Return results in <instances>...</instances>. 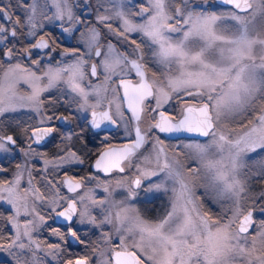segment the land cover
<instances>
[{
    "label": "snow or ice",
    "instance_id": "6c2138e0",
    "mask_svg": "<svg viewBox=\"0 0 264 264\" xmlns=\"http://www.w3.org/2000/svg\"><path fill=\"white\" fill-rule=\"evenodd\" d=\"M84 7L93 21L73 0H0V117L28 109L34 119L17 122L18 135L0 134V152L13 151L20 137L26 159L42 155L33 144L57 135L64 144L62 155L45 160L50 195L33 183L27 162L0 180V202L11 209L0 215L7 240L0 250L13 264H92L66 253L70 241L85 245L79 224L111 226L90 241L97 264H264V0H88ZM54 23L69 37L79 32L78 46L58 51L59 37L45 30ZM53 53L70 62L53 64ZM61 108L68 115H57ZM58 121L71 127L62 132ZM121 129L126 142L111 143ZM86 130L104 133L97 174L49 179L48 165L85 163L72 141ZM161 192L170 193L163 214L147 218L135 207L141 193ZM50 219L63 220L64 230ZM42 226L59 243L36 238Z\"/></svg>",
    "mask_w": 264,
    "mask_h": 264
},
{
    "label": "flooded vegetation",
    "instance_id": "af4514ba",
    "mask_svg": "<svg viewBox=\"0 0 264 264\" xmlns=\"http://www.w3.org/2000/svg\"><path fill=\"white\" fill-rule=\"evenodd\" d=\"M215 1H216V4H220L217 0ZM4 2L7 3L8 0H4ZM13 3H15V0H13ZM73 3L76 5V11L80 15H82L85 22H86V18L89 20L94 16V13L91 15H87V16L85 15L84 11H86L87 8L84 7L83 0H73ZM79 27L82 31L84 28V25H80ZM45 30L51 32L53 36L59 37L58 43L60 47L58 48V51L61 50L62 48H73V47L78 46V42L76 38L79 37V32L74 33V36L69 38L66 35V33H64L61 30L58 23L47 25ZM44 51L46 50H41V58L45 62L46 59L49 60L50 57L43 55ZM53 56H55V58H62L57 53H53ZM132 78L135 79L134 74ZM92 80L95 82L96 78L93 77ZM48 95H49L48 93H45L44 94L45 98H47ZM172 107L173 105L166 106V108L169 111H172ZM60 114L68 115V112L64 111V109L61 108L60 111L57 112V115H60ZM126 114L130 115V113H126ZM32 115L33 114L31 112L6 114L5 116L2 117L0 121V134L18 135L20 133V128L17 127V122H20L21 125L24 123H33L34 119L33 120L29 119V117ZM78 115H80V113H78ZM80 116L82 117V115ZM56 123L58 124L62 132H67L69 128L71 127L70 125L65 124V122L63 121H58ZM81 123H83L82 120H81ZM75 130L79 131L78 128ZM103 135L104 133H101L100 137H94L91 131L86 130V134L82 135L80 139L74 138L72 141L73 150L78 151V154L85 160V163L82 165L79 164V165L67 166V167L62 166L60 167L61 169H58V170H55L56 168H53V169L50 168L48 170V173L51 179L54 178L55 181L58 182L61 179H63L65 175L75 176L77 179H79L80 176H87L89 174H97V170L94 167H92V165L94 164L98 151L105 147V145L102 144L101 142ZM160 135L162 136V138L165 139L166 143L168 142L176 143L177 142L173 138L164 137L163 134H160ZM183 138L184 137H182V139ZM196 139L203 140L202 138H196ZM110 142L114 144H120V143L126 142V140L123 138V135H122V129H121V135L115 137ZM26 145L27 143L24 142L23 137H20V139H18V147H14V148L20 149V148H24ZM32 147L35 149L36 152L42 154L41 157H44V156L45 157H55L56 154L60 152L59 149L64 147V144L61 142L60 137L57 135V136H54L52 139H49L47 142H44L41 144H33ZM41 162L42 160H40L39 158H33V161H32V166L34 167L32 171V176L34 177L33 181L34 183H36V181L39 180L37 184L40 188L44 183L43 179H40L42 178L39 172V169L41 168ZM21 163H22V160L18 153L13 156L0 157V168L7 169L6 172H0V180L12 179L13 174L16 169V165L21 164ZM98 175L100 176L102 180L106 179L104 173H98ZM91 186L92 185H89V187ZM98 191L100 194H102V189H98ZM62 193L68 194L66 187L62 189ZM45 194L50 195L48 190L45 191ZM160 194L161 193H156L150 199H146L143 193H141L140 196L142 198L141 197L139 198H141L142 200L136 201L137 203H139L138 206L140 208L141 213L147 218L154 219L157 216L162 214L163 210L162 209L159 210L160 206L162 205V200H161L162 196H160ZM68 195H71V194H68ZM0 206L5 207L11 213L10 207L6 206L5 204H0ZM44 210H46L45 207H44ZM63 224H64L63 221L51 220V219L47 220V225L51 227H61L62 231L64 230L62 227ZM3 227H4V224L0 223V229H2ZM8 227L9 229L11 228L10 225ZM76 227L80 229L81 238L85 240V245H89V246L86 247L85 245H81V244L70 241L69 245L66 248V253L71 254V258L88 255L91 257L92 264H96L97 257L92 255V246L90 244V241H95L98 238V235H99L98 230L92 228L90 225L82 226V225L77 224ZM92 236H94V238H91ZM36 237L42 242L59 243L58 238L50 234L49 227L42 226L41 228H39L36 233ZM0 243H6V242H0ZM41 255H43V253H41ZM64 258L67 259L69 258V256L66 255ZM49 260H51V257H49ZM0 264H13L12 258L0 257ZM53 264H55V262H53Z\"/></svg>",
    "mask_w": 264,
    "mask_h": 264
},
{
    "label": "rangeland",
    "instance_id": "374dc122",
    "mask_svg": "<svg viewBox=\"0 0 264 264\" xmlns=\"http://www.w3.org/2000/svg\"><path fill=\"white\" fill-rule=\"evenodd\" d=\"M91 2L94 4L95 3V0H91ZM135 2L136 3H139V2H141V0H135ZM213 2L214 3H216V1L215 0H213ZM86 3H88V0H83V4H86ZM84 13H85V15L87 16V15H91V14H93L92 12H91V10L89 9V8H87L86 9V11H84ZM94 20V16L91 18V19H87L86 18V22H91V21H93ZM66 35L69 37V34H67L66 33ZM133 37L134 38H137V42H139V38L138 37H136V34H133ZM69 38H71V37H69ZM112 40H113V42L115 43V41H116V38L115 37H112ZM45 59H46V57H45ZM50 60V59H49ZM49 60L48 59H46V61L44 62V64L45 65H47L48 63H49ZM60 60H64V62H70V58H68V57H65V58H55V60H52V63L53 64H55L56 63V61H60ZM91 79H93V78H91ZM94 82V81H93ZM63 88V85H60V86H58V88L57 89H53V90H51V92H52V95L53 96H55V93H59L60 92V90ZM29 89H28V85L27 84H21L20 85V91L23 93V92H26V91H28ZM21 112H23V113H29L30 111L28 110V109H21V110H19V111H17V112H14V114L15 113H21ZM9 114H13V113H9ZM80 115H84L83 113H80ZM1 119H2V117H0V121H1ZM27 148V145L24 147V149H26ZM21 149V148H20ZM20 149H18V148H13V151H11V152H9V153H4V152H0V157H2V156H13V155H15V154H19L20 155V158H21V160H22V163L21 164H24L25 162H27V167L29 168V169H34V167L32 166V161H33V158H39L40 160H42V162H41V168L39 169V172H40V176L41 177H44V175H45V171H44V169H45V160H49V161H52L55 157H57L58 155H62L63 153L62 152H58L57 154H56V156L55 157H41V155L40 156H32V157H30V158H27L26 159V157L24 156V154H23V152H21L20 151ZM38 153V152H37ZM74 165H79V164H72V165H64V167H67V166H74ZM39 168V167H38ZM53 169V167H52V165H48V170L49 169ZM58 169H61L60 167L59 168H56L55 170H58ZM48 178L49 179H51V177L49 176V173H48ZM27 179H28V172L27 171H25V173H24V181H25V183H24V186H27L26 185V181H27ZM40 179H42V178H40ZM39 180H37L36 181V183H34V181H33V183L34 184H36L37 186H38V184H37V182H38ZM44 181V180H43ZM39 187V186H38ZM40 190H41V192L45 195V196H48L47 194H45V191H47L46 190V186H45V182L43 183V185L41 186V188H40ZM169 195H170V193L169 194H166V193H163V192H161V194H160V196H162V205L160 206V209L159 210H163L162 211V214L166 211V209L168 208V206H169ZM101 197V194L99 193V191H98V189H97V198H100ZM139 197H141V196H139ZM137 198L136 199V201L137 200H142L141 198ZM119 198V197H118ZM135 201V207H137V208H139V203H137ZM0 204H5L6 206H8V207H10L9 205H7L6 203H4V202H0ZM205 206L207 207V208H209V209H211V211L212 212H217L218 211V206H216V205H214V204H212L211 202H208V201H206L205 202ZM140 209V208H139ZM37 210L38 211H40L41 212V214H45V210H44V206H42V203L40 202V201H37ZM11 214V213H10ZM9 214V215H10ZM94 214H95V212H94ZM29 219L31 218V217H28ZM98 230V233H100V231H110L111 230V226H105L103 229H97ZM37 233V232H36ZM36 235V234H35ZM99 236V235H98ZM92 237H94V236H92ZM91 237V238H92ZM37 238V237H36ZM114 243H118V238H116V239H114V241H113ZM0 257H9V258H12L10 255H8V253L6 252V251H4V250H0ZM96 264H97V262H96Z\"/></svg>",
    "mask_w": 264,
    "mask_h": 264
},
{
    "label": "trees",
    "instance_id": "16d2710c",
    "mask_svg": "<svg viewBox=\"0 0 264 264\" xmlns=\"http://www.w3.org/2000/svg\"><path fill=\"white\" fill-rule=\"evenodd\" d=\"M59 93H55V95H58ZM5 175H7V174H5ZM6 177V176H5ZM6 179V178H5ZM10 214V212L5 208V207H3V206H0V215H3V216H7V215H9ZM0 223L2 224L3 222L2 221H0ZM9 233L8 232H5L4 233V235L5 236H7ZM92 238H94V237H92ZM0 242H7V240L5 239V240H0Z\"/></svg>",
    "mask_w": 264,
    "mask_h": 264
},
{
    "label": "water",
    "instance_id": "95a60500",
    "mask_svg": "<svg viewBox=\"0 0 264 264\" xmlns=\"http://www.w3.org/2000/svg\"><path fill=\"white\" fill-rule=\"evenodd\" d=\"M217 1L220 3V0H217ZM184 136H187V134H184ZM196 138H202V137H196ZM202 139H205V138H202ZM58 221H63V220H58Z\"/></svg>",
    "mask_w": 264,
    "mask_h": 264
}]
</instances>
